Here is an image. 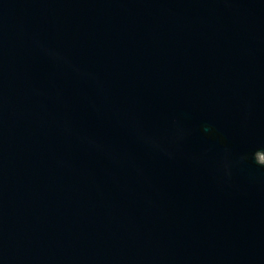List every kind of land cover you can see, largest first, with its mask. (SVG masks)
Segmentation results:
<instances>
[{
  "label": "water",
  "instance_id": "obj_1",
  "mask_svg": "<svg viewBox=\"0 0 264 264\" xmlns=\"http://www.w3.org/2000/svg\"><path fill=\"white\" fill-rule=\"evenodd\" d=\"M264 0H0V264H264Z\"/></svg>",
  "mask_w": 264,
  "mask_h": 264
},
{
  "label": "rangeland",
  "instance_id": "obj_2",
  "mask_svg": "<svg viewBox=\"0 0 264 264\" xmlns=\"http://www.w3.org/2000/svg\"><path fill=\"white\" fill-rule=\"evenodd\" d=\"M259 161L264 163V157H262L261 155L258 157Z\"/></svg>",
  "mask_w": 264,
  "mask_h": 264
}]
</instances>
